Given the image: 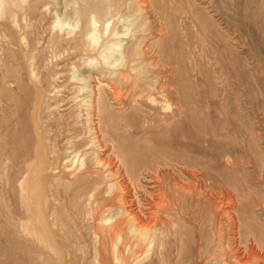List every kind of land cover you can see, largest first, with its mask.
<instances>
[{
	"label": "rangeland",
	"instance_id": "1",
	"mask_svg": "<svg viewBox=\"0 0 264 264\" xmlns=\"http://www.w3.org/2000/svg\"><path fill=\"white\" fill-rule=\"evenodd\" d=\"M13 1L23 5L29 1L33 5L19 31L0 13V56L21 59L24 48L33 46L30 51L35 66L46 82V95L53 104L51 117L65 120L74 104L70 101L76 83L70 79L72 65L79 67L80 59L67 58V52L58 51L51 43L56 39L51 36L50 15L44 8L51 0H0V7ZM55 1L63 3L52 2ZM154 1L161 11L155 14L149 8L146 12L148 30L139 36L148 38L143 40L139 60L150 71L172 63L167 68L174 70V87L181 91L177 96L188 95L197 118L206 126V144L168 129L151 143L169 148L175 155L205 160L206 181L196 179L199 170L172 163L171 183L178 182L192 195L183 197L185 189L174 185L173 193L167 190L170 184L164 187L170 204L165 199L156 210L152 209L162 191L158 183L161 173L153 164L155 158L152 154L126 150L129 162L136 160L139 166L135 173L138 181L132 182L134 176L122 170L114 155L105 156L109 162L101 171L115 188L111 195L99 194L95 212L127 208L145 222L163 224L170 230L161 248L165 264H257V260L264 264V0ZM14 67L18 69L17 65ZM4 68L12 67L7 64ZM68 101L69 105L64 106ZM110 103L114 119L119 120L127 106H118L111 100ZM163 103L168 107L165 113L169 114L178 98L169 96ZM56 132L57 136L49 141L50 147H55L48 158L50 188L70 193L76 185L74 175L80 172L73 174L64 151L70 133L54 127L51 136ZM129 133L125 134L126 142L139 147L149 145L146 141L153 135ZM16 170H9V174ZM21 182L25 183L23 179L14 183L6 180L0 170V264H61L57 252L66 264H87L91 257L87 221L75 218L76 207L70 199L50 197L46 205L48 228L53 231L57 252L41 245L32 233L20 227L34 222L20 198ZM150 213L159 215L163 223ZM80 243L85 248L83 253L78 249ZM158 250L157 245L153 246L143 264H160Z\"/></svg>",
	"mask_w": 264,
	"mask_h": 264
},
{
	"label": "bare ground",
	"instance_id": "2",
	"mask_svg": "<svg viewBox=\"0 0 264 264\" xmlns=\"http://www.w3.org/2000/svg\"><path fill=\"white\" fill-rule=\"evenodd\" d=\"M52 1L44 7L50 15L48 25L51 36L56 39L55 43H51L58 51L67 52V58L79 57L81 62L79 67L72 65L74 70L70 79L76 83L70 101L74 104L65 114V120L51 117L53 104L46 95V82L35 66L34 54L30 51L33 46L24 48L21 59L0 56V170L6 180L13 183L20 179L25 181L19 184L20 198L26 212L30 213L29 217L34 220L20 227L32 233L41 245L56 251L58 245L52 238L53 231L48 228L46 205L50 197L53 200L70 199L76 207L75 218L87 221L85 227L91 237L90 246L87 245L91 257L87 259V264H143L155 245L159 249L158 262L165 264L161 248L164 247V236L170 230L165 229L163 224L158 226L150 224L151 221L145 222L127 208H114L106 213H96L94 208L99 194L111 195L115 188V184H108V177L101 171L109 162L104 159L105 156L111 158L114 155L122 170L134 176L132 182L138 181L135 173L139 166L136 160L129 162L126 150L152 154L155 158L153 164L161 173L158 183L162 191L157 194L158 202L152 209L156 210L161 201L168 199L165 186L172 184L167 190L173 193L176 192L172 189L173 185L185 189L178 182L171 183L169 168L172 163L176 162L184 169L199 170V178L196 179L206 181L205 160L175 155L169 148L151 143L157 135L167 133L165 130L168 129L193 136L206 144V126L197 118L188 95L177 96L181 91L174 87V70L167 68L172 63L162 64L157 71H150L143 68L139 60L143 40L148 38L147 35L139 36V33L148 30L146 12L149 8L155 14L161 10L154 0H63L62 4ZM32 5L33 2L29 1L24 5L21 1H13L4 8L0 7V13L6 15L10 24L19 31L20 23L27 21ZM124 9L127 11L122 12ZM7 64L12 68H4ZM169 96L177 97L178 103L167 114L168 107H164L163 101ZM110 100L118 106H127L123 108L119 120L114 119ZM67 105L69 101L64 104ZM54 127L70 133L66 141L69 146L66 145L64 151L68 154L67 161L73 174L80 172L74 175L76 185L70 193L50 188L48 158L55 147H50L49 141L57 136V132L51 136ZM139 132L153 134L146 141L149 145L130 146L125 134L134 136ZM209 135L214 137L212 132ZM14 169L17 170L9 174V170ZM185 191L183 197L190 193L187 189ZM165 202L170 204L168 200ZM154 218L163 223L159 215H154ZM78 249L82 253L85 251L81 243ZM57 255L60 263L66 264L62 254L57 252ZM257 264L263 263L257 260Z\"/></svg>",
	"mask_w": 264,
	"mask_h": 264
}]
</instances>
